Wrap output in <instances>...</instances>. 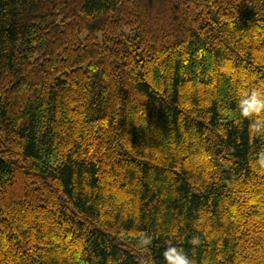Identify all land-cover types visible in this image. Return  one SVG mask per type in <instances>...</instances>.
I'll list each match as a JSON object with an SVG mask.
<instances>
[{
  "label": "trees",
  "instance_id": "1",
  "mask_svg": "<svg viewBox=\"0 0 264 264\" xmlns=\"http://www.w3.org/2000/svg\"><path fill=\"white\" fill-rule=\"evenodd\" d=\"M261 85L264 0H0V264H264Z\"/></svg>",
  "mask_w": 264,
  "mask_h": 264
},
{
  "label": "clouds",
  "instance_id": "2",
  "mask_svg": "<svg viewBox=\"0 0 264 264\" xmlns=\"http://www.w3.org/2000/svg\"><path fill=\"white\" fill-rule=\"evenodd\" d=\"M236 112L241 120L248 121L249 134L264 136V85L252 88H238L236 91ZM251 166L264 169V150L256 153L250 161ZM194 239L192 243H196ZM165 264H193L188 252L172 240L163 250Z\"/></svg>",
  "mask_w": 264,
  "mask_h": 264
}]
</instances>
